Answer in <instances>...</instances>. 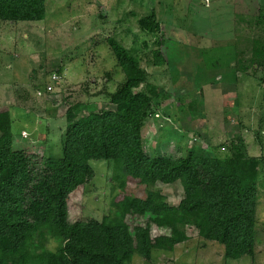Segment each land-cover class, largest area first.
<instances>
[{"label": "rangeland", "instance_id": "obj_1", "mask_svg": "<svg viewBox=\"0 0 264 264\" xmlns=\"http://www.w3.org/2000/svg\"><path fill=\"white\" fill-rule=\"evenodd\" d=\"M146 17L158 24L156 34L142 29ZM107 37L137 60L144 85L158 92L140 130L145 153L203 150L222 157L241 144L245 156L264 158V0H44L40 21H0V110L8 109L12 150L58 158L69 106L78 105L76 118L112 109L108 95L124 75ZM153 51L163 65H152ZM88 165L91 178L67 196L68 223L109 217L113 196L156 191L169 206L183 196L178 182H127L120 189L111 160ZM257 173L252 258L226 260L221 245L185 227L186 241L152 250L148 260L134 254L128 264H264L260 162ZM124 222L129 231L147 223L128 216ZM148 226L150 238L168 233ZM45 247L56 243L48 239Z\"/></svg>", "mask_w": 264, "mask_h": 264}, {"label": "trees", "instance_id": "obj_2", "mask_svg": "<svg viewBox=\"0 0 264 264\" xmlns=\"http://www.w3.org/2000/svg\"><path fill=\"white\" fill-rule=\"evenodd\" d=\"M43 17L44 0H0V21ZM143 20V30L158 32L153 19ZM105 43L124 80L108 95L112 109L80 118L75 117L77 104L65 110L60 157L12 150L8 109L0 110V264H128L134 254L148 260L152 250H172L186 241L185 227L221 245L226 260L252 258L257 167L264 158L245 156L241 144L222 157L203 150L180 156L145 153L140 130L158 92L144 85L145 72L133 56L111 37ZM163 64L153 51L152 65ZM97 160L112 161V179L120 189L127 182H178L183 196L176 206L156 191L145 192L144 198L113 196L109 217L68 223L67 196L91 178L88 163ZM126 216L147 223L129 231ZM149 224L167 235L150 238ZM48 239L56 243L53 250L45 247Z\"/></svg>", "mask_w": 264, "mask_h": 264}, {"label": "built area", "instance_id": "obj_3", "mask_svg": "<svg viewBox=\"0 0 264 264\" xmlns=\"http://www.w3.org/2000/svg\"><path fill=\"white\" fill-rule=\"evenodd\" d=\"M55 79H57V77L54 76V75H52L51 80H55ZM46 90H47V91H50V87L47 86V87H46ZM23 134H25V133H24V132H21V135H23Z\"/></svg>", "mask_w": 264, "mask_h": 264}, {"label": "crops", "instance_id": "obj_4", "mask_svg": "<svg viewBox=\"0 0 264 264\" xmlns=\"http://www.w3.org/2000/svg\"><path fill=\"white\" fill-rule=\"evenodd\" d=\"M22 132V131H21Z\"/></svg>", "mask_w": 264, "mask_h": 264}]
</instances>
